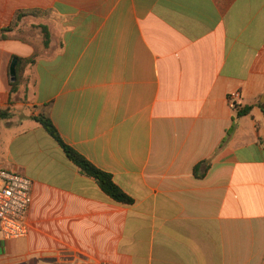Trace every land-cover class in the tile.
<instances>
[{
  "label": "crops",
  "instance_id": "1",
  "mask_svg": "<svg viewBox=\"0 0 264 264\" xmlns=\"http://www.w3.org/2000/svg\"><path fill=\"white\" fill-rule=\"evenodd\" d=\"M4 28L0 169L33 200L0 264H264V0H0ZM35 55L14 102L11 61Z\"/></svg>",
  "mask_w": 264,
  "mask_h": 264
},
{
  "label": "trees",
  "instance_id": "2",
  "mask_svg": "<svg viewBox=\"0 0 264 264\" xmlns=\"http://www.w3.org/2000/svg\"><path fill=\"white\" fill-rule=\"evenodd\" d=\"M29 14L34 15V13H25L20 12L16 15V19L21 20L23 17L28 16ZM42 32L44 34V46L47 47L49 45V33L47 31L46 27H42ZM10 29L4 28L0 30V39H4L6 37V32H9ZM36 55L30 58H20V57H13V59L17 60L16 65V79L15 81H11V95L18 94L21 92V89H23L24 97L26 98V94L28 91V85L30 82V76H29V70L36 62ZM250 108L241 109L238 111L237 115L241 116L246 113H248ZM11 115L10 108L5 110H0V122L7 119ZM35 121H37L49 135H51L57 143L60 145V147L63 149L65 155L67 158L73 162L78 168L81 169V171L87 175L88 177H91L97 181L103 192L115 200L118 203L129 205L133 201L132 199L125 194L113 181L112 176L108 173H105L101 171L100 169L96 168L91 162H89L87 159H85L83 156H81L79 153H77L73 148L66 145L63 140L60 138L59 133L54 126V124L45 116H38L34 118ZM200 167V164L195 166L194 168V174L197 176H203V174H198V169Z\"/></svg>",
  "mask_w": 264,
  "mask_h": 264
},
{
  "label": "built area",
  "instance_id": "3",
  "mask_svg": "<svg viewBox=\"0 0 264 264\" xmlns=\"http://www.w3.org/2000/svg\"><path fill=\"white\" fill-rule=\"evenodd\" d=\"M239 92L228 97L229 106L237 109ZM33 182L16 172L0 169V237L4 240L19 239L28 234V217L32 205ZM77 264H113L109 261L81 259Z\"/></svg>",
  "mask_w": 264,
  "mask_h": 264
},
{
  "label": "water",
  "instance_id": "4",
  "mask_svg": "<svg viewBox=\"0 0 264 264\" xmlns=\"http://www.w3.org/2000/svg\"><path fill=\"white\" fill-rule=\"evenodd\" d=\"M16 65H17V60L13 59L9 67V76L12 82L15 81L16 79Z\"/></svg>",
  "mask_w": 264,
  "mask_h": 264
},
{
  "label": "rangeland",
  "instance_id": "5",
  "mask_svg": "<svg viewBox=\"0 0 264 264\" xmlns=\"http://www.w3.org/2000/svg\"><path fill=\"white\" fill-rule=\"evenodd\" d=\"M18 95H19L21 98L23 97L22 92H19L18 94L15 95L14 102L17 101V99L19 98ZM13 109H14L16 112L19 111V108L16 107V105L13 106Z\"/></svg>",
  "mask_w": 264,
  "mask_h": 264
}]
</instances>
